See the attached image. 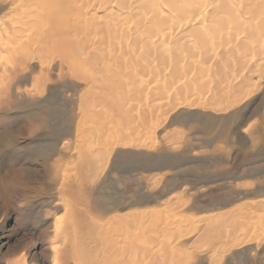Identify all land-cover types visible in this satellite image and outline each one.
Returning <instances> with one entry per match:
<instances>
[{"label":"rangeland","instance_id":"obj_1","mask_svg":"<svg viewBox=\"0 0 264 264\" xmlns=\"http://www.w3.org/2000/svg\"><path fill=\"white\" fill-rule=\"evenodd\" d=\"M96 1L92 0L88 6L93 5L90 11L93 10L97 19L102 17L101 21L93 22V28H101L106 25L102 15L107 9ZM227 1L235 3L236 8L242 0ZM9 3V0H0V264L22 255L26 264H53L52 248L60 244L54 239V226L60 223L64 205L70 204V199L58 196L63 168L58 167L53 175L57 183L38 182H46L45 157H63V165L69 161L68 167L73 170V164L78 161L75 145L96 140L93 135L74 136L76 120V123L82 121L86 129H101L114 136L124 131L128 137L136 135L135 138L138 136V140L147 143L146 147L113 146L91 185L89 178L84 184L85 206L88 203L90 212L100 215V222L114 213L159 209L152 215L148 213L151 219L147 218L152 221L147 228L146 224L135 228L152 234L161 245L169 244L173 262L181 259L180 264H264V228L258 227L255 218L251 233H243L247 235L243 242L239 240L246 238L243 234L235 244L234 240L214 241L206 233L210 224L207 221L239 205H246L264 219V21L257 22L247 16L250 26L242 16L239 18L242 26L239 19L233 22L225 13L210 17L205 16L204 10L202 19L199 17L198 25H203L200 33L186 27L179 29L173 21V28L167 23L159 24L151 37L160 41L162 48L137 53L138 56L131 48L128 54H118L117 67L109 72L118 75L122 83L113 81L109 87L113 94L124 90L133 93L131 96L137 89L150 90L151 95L161 89L162 96L110 99L112 105L107 106L85 99L83 92L87 85L76 75H70L66 64L62 68L67 73L58 77V57L42 56L44 61L40 63L31 59L33 55L20 59L10 53L18 43V36L11 34L16 36L12 39L9 26L12 30L23 27L24 17L20 18L18 10H12ZM167 9L163 5L162 10L168 13ZM111 14L107 12L105 19L115 21ZM134 23L129 30L139 33L142 24L136 23L138 29ZM148 23L154 25L152 21ZM144 57L147 60L142 62ZM42 65L50 67L47 78L39 71ZM141 68L147 73H141ZM2 71L17 75L10 85L12 105L9 108L3 97L7 85ZM83 71L88 75L87 70ZM34 76L40 80L35 81ZM93 85L100 88L97 82ZM118 101L128 105L145 102L154 109L145 120L135 117L131 123H113L114 126L110 122ZM87 111H93L99 118L89 120L85 117ZM66 141L68 145L62 150ZM69 185L68 194L76 187ZM25 186H33V191H24ZM78 205L84 206L80 202ZM98 225L105 233L111 228L110 222ZM69 227L84 246L81 228L75 223Z\"/></svg>","mask_w":264,"mask_h":264},{"label":"bare ground","instance_id":"obj_2","mask_svg":"<svg viewBox=\"0 0 264 264\" xmlns=\"http://www.w3.org/2000/svg\"><path fill=\"white\" fill-rule=\"evenodd\" d=\"M94 1L97 2L96 0ZM98 1L99 5H105L102 7L104 10L107 9V11H104V15L107 12L112 13L111 16H113V18L115 19V21H109L105 19L104 15H102V20H105L104 23L106 25H101V28H93L92 26L94 21H101V16L99 17V19H97L98 17H96L97 15L93 12V10L92 12L90 11L93 5L88 6V3L91 4L92 0H9L11 9H15L16 11L18 10V16H20V18L24 17V20L22 22L23 27L21 26L12 30L11 25L9 26V28L11 29L10 35L16 34L18 36L17 45H14V47L12 46L11 49L9 48V51L10 53L15 54L16 58L20 57V59L21 57L25 59V57L23 56L26 55H30L31 57L33 55V57L30 58L32 60L37 59L40 63L42 62V60L44 61V59L41 60L42 56H53L54 58L58 57V61L60 63L58 64L57 76L62 77L64 74L67 73V71L68 73H70V75H76L77 79L82 80L87 85L85 91L83 92V94H85V99H94L92 100L94 101V103L99 102L100 104L102 103V105L104 104L107 106L112 105V100L110 99H130V97H133L134 99H154V97L160 98L162 96L161 94H163V92L161 89L156 92L151 91L154 95L150 94V90L137 89L134 90V96H131L133 95V93H126L124 90L119 93L113 94L109 87L113 81H119L120 84L122 83L120 82L121 79L118 77V75L109 72L110 69L117 65L118 58L120 59V57H118V54H128L127 52L129 48L135 51V54H140L142 52L147 53L152 50L156 51L162 48V43L160 41H154L155 39L151 37L152 32H154L153 29L155 27H158L159 24L161 25L167 23L169 27L172 28L176 24L179 29L186 27L189 28V31L191 29L194 32L198 31L200 33V30L203 25H198L199 17L200 19H202L201 13L204 10L207 11V14L205 16L210 15L211 17L219 13H225V17L228 16L232 18L231 21L233 19H235L236 21V19L238 20L239 18H242V16L246 17L247 23L250 22L247 20V16L251 17L252 19L254 18V20H256L257 22L264 21V0H242L240 1V6L237 7L236 5V8L235 3L231 1L228 2L227 0H210V2L204 0ZM213 1H216L215 4ZM77 3H79V5ZM111 3H113L114 5ZM163 5H167L169 9H171V11L167 9L168 13H166V11L162 10ZM187 5L190 6L191 9L185 8V6ZM202 5H204L205 7H202ZM76 6H78V9L76 8ZM80 7H83V9H81ZM107 7H113L114 10H108L109 8ZM200 7L203 9L200 10ZM252 19L249 18V20ZM240 20L241 19H239L238 21L241 22ZM150 21H152L154 25L148 23ZM172 21L174 26H172ZM138 22L139 24H142L141 30L139 31V33H132L133 31L129 30L131 28V25H133L134 23V27L136 28L138 26V24L136 23ZM178 22L180 23L178 24ZM193 22L195 23L193 24ZM4 23L7 25L6 21ZM250 23L248 24L250 25ZM241 24L242 26H244L242 22ZM225 29H227V31L229 32L228 28ZM221 30L223 31V29ZM5 33L7 34L6 31ZM14 37L16 36L13 35L12 39ZM123 37H126L129 40L123 39ZM6 38L8 39V37ZM180 45L181 44H179L178 46ZM183 45L182 47H184ZM9 47H11V45H9ZM245 48L248 49L247 47ZM140 56L142 57V55ZM15 57L13 59H15L16 61L19 60ZM24 59H22V61ZM143 59L144 60H141L140 58L142 62L147 60L145 59V57ZM15 60L12 61L16 62ZM88 60L91 61L90 64H88ZM22 61H20V64H22ZM133 61L135 62V59H133ZM64 64L67 65V71L63 70L62 68ZM145 64L147 65V63ZM13 65L14 66L12 67V69L14 70L15 64L13 63ZM85 65H88V67H85ZM122 65L124 64L121 63V66ZM23 68L25 67L23 66ZM83 69L89 72L88 75L86 72L83 71ZM25 70L31 69H28L26 67ZM39 71L41 74H44L47 78V75L50 72V67L49 65H47V67L42 65ZM140 71H143L141 73H144L145 68H141ZM2 72L3 76L6 77L5 82L7 85L6 91L4 90V94H2L6 103V108H9L10 105H12V99H10V85L16 79L17 75L15 72L14 74L10 73V71ZM82 73L84 75H82ZM33 79H35V81L40 80L39 77L36 76H34ZM185 79L187 80V78ZM94 82H97V85H99L100 88H95L93 85ZM187 83H185V85H187ZM113 109L114 113L112 116V121L110 120V123L115 126V124L113 123L125 125L126 123L133 121L135 117L137 118V120L139 119L140 121L145 120L149 114H152V110L154 108L150 107V105L145 102H142L140 105H128L118 101L114 105ZM86 116L89 118V120L91 119L92 121H95L99 118L98 115L93 111H87L85 113V117ZM76 121L74 128V136L80 137L83 135H93L92 137H96V140L91 141L87 144L75 145L76 147L78 146L77 148H75L77 150L76 159L78 161L73 164V170L68 167V164L70 163L69 161H65V165H63V157L53 159L51 155L45 157L43 160L48 163V165L46 166V170L44 171V176H46V182H38L42 184L48 183L50 185L53 183H57L58 181L53 175L57 171L58 167L63 168L59 175L60 182L58 188V196L61 197V199L62 197L63 199H70V204L68 202V207H66V201H63V203L65 204V210L63 209L64 214L62 218L60 216V223H58V226H54V239L55 241L58 240L60 244H57L56 247L54 246L52 248L53 264H180L181 259H175L173 262V258L170 256L172 254V247L169 244L161 245L159 242H157L158 240L156 239V237H152V234H146L144 233L145 231L140 232L141 230H139L138 232L137 228H135V226L142 227V225L144 224H146L145 227L147 228L148 222L152 221H149L148 218L151 219L150 216L154 214L155 211H159V209H151L149 211V209L147 208L148 210L143 209L131 212L128 211L122 214L114 213L112 216H108L105 222H100V215L98 213L97 215L96 213H91V210L89 209L90 206L87 205L88 203H86L85 206V195L83 192V189L85 187L84 184H87L89 178L91 180L89 184L91 185L92 181H94L98 173L103 169L108 159V156L111 150L113 149V146L118 144H122L125 146H145V140H138L139 137L137 136L138 139L135 138L136 135L135 137H128L129 135L125 134L124 131L122 132L119 129L120 127L118 129L121 132H118V134L114 136L112 135V133H103V131H100L101 129H86L83 125L84 123H81L82 121H79L77 123ZM67 145V141L63 142L62 150L66 149ZM63 153L64 155L62 154V156H65L66 151H64ZM69 155L72 156V154ZM67 158L70 159L69 156ZM84 178L85 182L82 183ZM39 179H41V177ZM72 184L76 186L75 190L70 189V193L68 194L67 186L69 185L71 187ZM24 188L26 189L24 190L26 192L33 191V186H25ZM71 199L74 202L73 207ZM82 200L84 203L82 202ZM78 202H80V204L84 206L80 207L78 205ZM258 208H256V210ZM260 208L263 209L262 206H260ZM76 210H78L79 212H75ZM149 212L151 215L148 214ZM219 215L220 216L218 218L211 219V222L207 221L210 224L208 223L209 225L206 233L210 237H212L214 241H226L227 239L229 240V242L230 240L231 242L234 240V243L237 242L235 240H237L240 235L242 236L243 233L250 231V226H253L251 224L253 223V218H255V222L259 225L258 227L264 228L263 217L256 216L255 212L250 208H247L246 205H239L230 210H225V212L219 213ZM108 222H110L111 228L108 229L106 233L105 231L102 232L98 224L103 226ZM73 223L78 225L82 230L84 246L82 245L81 240L78 238L77 234L74 233L72 235V232L70 231L71 228L69 226ZM254 225L256 224L254 223ZM96 227H98L99 230H97ZM134 228L136 230H134ZM146 230L148 231V229ZM250 233L251 231L249 232V234ZM249 236L250 235H248V237ZM246 239L247 235L246 238L242 237L239 240L243 242ZM227 245L229 244L227 243ZM4 263L26 264V258L24 255H22L19 259H16L14 261L6 259Z\"/></svg>","mask_w":264,"mask_h":264}]
</instances>
